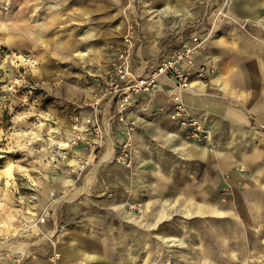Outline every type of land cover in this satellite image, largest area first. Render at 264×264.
I'll return each instance as SVG.
<instances>
[{"label": "rangeland", "instance_id": "1", "mask_svg": "<svg viewBox=\"0 0 264 264\" xmlns=\"http://www.w3.org/2000/svg\"><path fill=\"white\" fill-rule=\"evenodd\" d=\"M236 9L237 0H0V264H264V122L255 113L246 120L261 138L237 141L246 155H226L214 123L185 100L194 88L170 89L175 130L153 134L150 147L136 141L146 155L115 154L126 169L116 184L101 159L106 141L67 144L72 116L89 114L84 100L111 86V58L127 47L133 69L140 48L196 35L211 73L250 87L241 35L263 48L264 12ZM253 85L264 87V75ZM146 100L117 122V151L155 112ZM78 146L77 162L55 160Z\"/></svg>", "mask_w": 264, "mask_h": 264}, {"label": "crops", "instance_id": "2", "mask_svg": "<svg viewBox=\"0 0 264 264\" xmlns=\"http://www.w3.org/2000/svg\"><path fill=\"white\" fill-rule=\"evenodd\" d=\"M236 10L239 13L246 15H257L260 12H264V0H237ZM175 38L176 36L173 35L165 38L160 44H155L151 49L154 50L152 52L147 51L148 49L142 50L140 48L139 51L135 53L136 57L134 58L133 70L135 74H147L150 70L151 64L154 63L158 57L166 54L172 47L180 42L182 43L185 41H179V38ZM241 38L239 50L240 53L244 54L247 58V61L244 63L243 73L241 74L246 77V83L248 82L251 86L227 87L224 83L226 79L222 76L223 73L219 70L216 74L210 73L208 78L204 81H194L193 88L195 91L185 94V100L197 106L194 111L195 114L203 116L205 120L209 121V124L214 123L213 125L211 124L213 126L212 128L217 132V139L221 140L220 149L221 151H226V155H246L249 150L246 151L245 149L240 148L241 151H236L239 147L237 141H245L250 138V140H258L261 138L260 135L250 131V127L246 120V115H248V113H255L259 118V121L264 122V87H256L253 85L255 81L259 80L261 75H264V46L263 48H258L257 41H251V39L244 33L241 35ZM210 57L211 56L207 50L202 48L198 50V63L211 66L210 63L213 59ZM175 82L176 80L173 77L165 75L159 79L157 87L153 91L155 93L154 95H151L153 92L133 95L132 101L136 103H138L140 98H146L147 100L145 101V104L147 105V108L150 102L154 99V105L152 108H155L156 110L153 114L143 116L138 120L140 128L135 135L134 144L132 143L131 147H129L132 154L134 152L135 154L137 152L144 154L141 151L145 149L140 147L141 144L136 141H144L145 139L147 146L150 147L149 145L151 144L149 140L154 137L153 134H171L173 133L172 131L175 130V124L169 120L166 115L167 110L170 107H173V101L170 99L168 91L173 88ZM90 88L96 90L99 87ZM84 101L85 103H88L91 100L85 99ZM143 103L144 102L136 105L134 104L135 107L133 106L134 108L129 110L128 115L134 117L135 112L138 110V106L143 105ZM209 109L211 112L218 115L214 120L209 118V116H211ZM86 111L88 113L90 111L89 108ZM112 111L113 106L110 105L108 101L105 102L103 104L101 116L105 123L106 148L101 153V159L110 161L109 165L112 166L111 169L114 171L112 177L115 181L113 183L116 184V178L119 175L118 173L122 170L126 171V169H122L123 166L113 161L117 151L116 144L124 138V134L122 129L117 126V121H114L111 118ZM250 132L251 134L249 135ZM81 149L83 148L78 146L72 150L69 149L67 152L66 150L62 152L60 151L58 155L54 154V158L57 161H64L68 156L74 155V162H77V160L84 155ZM189 150L190 148L187 149V151ZM194 150L198 151L203 157L208 155L204 145L197 144L194 147ZM247 192H249L251 196L253 195L252 191L249 190ZM251 202H254L253 199Z\"/></svg>", "mask_w": 264, "mask_h": 264}, {"label": "built area", "instance_id": "3", "mask_svg": "<svg viewBox=\"0 0 264 264\" xmlns=\"http://www.w3.org/2000/svg\"><path fill=\"white\" fill-rule=\"evenodd\" d=\"M199 49L200 40L194 35L158 57L151 64L149 72L141 75H136L130 67L132 53L128 47L117 52L111 58L106 72L111 86L100 87L96 91L95 98L88 103L89 114L78 113L72 116L73 128L69 132L71 138L67 144L74 145L84 139L95 146H101L106 141L105 123L101 116L103 104L108 101L113 106L111 118L114 121H124L128 118L129 107L133 106V95L153 92L162 75L176 80L172 88L175 91L193 88L194 81L206 80L211 69L206 64L198 63ZM129 156L128 143L116 152L119 161L126 162Z\"/></svg>", "mask_w": 264, "mask_h": 264}]
</instances>
